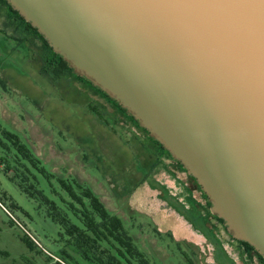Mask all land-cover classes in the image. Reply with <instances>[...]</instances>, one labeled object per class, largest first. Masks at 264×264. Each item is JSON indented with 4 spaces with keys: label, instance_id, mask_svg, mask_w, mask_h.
<instances>
[{
    "label": "water",
    "instance_id": "obj_1",
    "mask_svg": "<svg viewBox=\"0 0 264 264\" xmlns=\"http://www.w3.org/2000/svg\"><path fill=\"white\" fill-rule=\"evenodd\" d=\"M7 1L264 258V0Z\"/></svg>",
    "mask_w": 264,
    "mask_h": 264
},
{
    "label": "rangeland",
    "instance_id": "obj_2",
    "mask_svg": "<svg viewBox=\"0 0 264 264\" xmlns=\"http://www.w3.org/2000/svg\"><path fill=\"white\" fill-rule=\"evenodd\" d=\"M42 54L38 41L15 39L14 26L0 11V120L51 172L89 184L153 264H259L255 254L251 263L241 253L239 240L219 223L186 171L157 158L156 149L148 148L152 139L95 88L43 74ZM7 154L0 146V264H96L83 259L44 207L10 180L1 160ZM187 188L197 212L188 205L181 209L200 233L178 215ZM27 237L34 251L24 243Z\"/></svg>",
    "mask_w": 264,
    "mask_h": 264
},
{
    "label": "trees",
    "instance_id": "obj_3",
    "mask_svg": "<svg viewBox=\"0 0 264 264\" xmlns=\"http://www.w3.org/2000/svg\"><path fill=\"white\" fill-rule=\"evenodd\" d=\"M0 11L7 14L14 26L17 41L25 43L34 39L40 43L43 49V74L51 78L52 81L68 78L79 84L85 83L92 86L120 112L121 116L127 118L130 125L141 129L152 139L153 144L148 148L156 149L153 152L158 155L157 158H160L161 161L174 158L171 152L153 137L150 131L143 127L141 122L119 101L87 77L77 74L71 64L55 52L38 29L27 22L7 0H0ZM0 146L8 152L7 157L1 160L6 169L13 174L10 180L18 184L30 199L39 202L44 207L48 217L63 229L64 235L74 244L83 259L93 260L96 264H153L151 257L139 247L127 229L125 221L106 208L89 184L72 176L66 178L51 172L24 139L6 128L1 120ZM177 162L181 171L188 172L180 161L177 160ZM13 169L14 172H12ZM192 179L198 184L194 177ZM199 187L201 188L200 185ZM186 192V203L180 205L178 215L187 221L195 232L200 233L189 215L181 209L188 205L189 212H197L195 209L197 201L194 199L192 191L187 188ZM204 197L209 208H212L213 203L205 192ZM216 217L219 223L227 227L225 220ZM157 233L159 236L161 235V232ZM168 237L173 239L172 234H168ZM23 241L28 249L34 251L35 243L29 237L23 238ZM239 243L241 253L248 257L251 263L252 255L255 254L259 264H264V258L256 252L254 247L245 241H239ZM189 261L193 264L191 259Z\"/></svg>",
    "mask_w": 264,
    "mask_h": 264
},
{
    "label": "flooded vegetation",
    "instance_id": "obj_4",
    "mask_svg": "<svg viewBox=\"0 0 264 264\" xmlns=\"http://www.w3.org/2000/svg\"><path fill=\"white\" fill-rule=\"evenodd\" d=\"M138 130L141 132V133H143V135L145 136V137H148V135H146L141 129H139L138 128ZM172 163H174V164H176V166L180 169V166H179V164H178V162H177V160L176 159H169ZM188 173V172H187ZM193 176H191L189 173H188V179L189 180H191L192 181V184H195V181L194 180H192L191 178H192ZM203 191V190H202ZM202 196H204V191H203V193H202ZM205 198V197H204ZM207 202V201H206ZM240 245V244H239ZM240 247V249H241V246H239ZM248 258V257H247ZM252 258H254L253 257V255H252ZM257 258V257H256ZM258 259V258H257Z\"/></svg>",
    "mask_w": 264,
    "mask_h": 264
}]
</instances>
